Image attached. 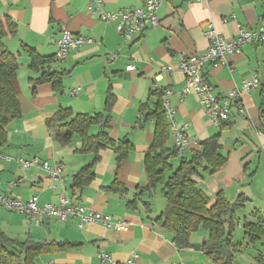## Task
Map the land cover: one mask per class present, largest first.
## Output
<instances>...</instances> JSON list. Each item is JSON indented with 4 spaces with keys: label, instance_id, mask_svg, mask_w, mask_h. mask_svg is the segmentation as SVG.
Instances as JSON below:
<instances>
[{
    "label": "crops",
    "instance_id": "1",
    "mask_svg": "<svg viewBox=\"0 0 264 264\" xmlns=\"http://www.w3.org/2000/svg\"><path fill=\"white\" fill-rule=\"evenodd\" d=\"M142 4L143 0H102V9L112 12ZM0 14L12 18L17 26L16 34L5 38L4 45L17 56V100L21 111L20 117L8 126L6 146L0 147V170L16 169L18 180L13 182L17 185L14 191L7 188L9 184L0 185V194L23 203L35 197L38 206L59 207L60 199L65 198L71 204L83 206L85 211L98 212L110 216L112 222L125 224L117 228L113 224L82 221L79 216L60 222L50 215L34 222L25 214L0 207V230L10 239L65 243L61 249L37 254L32 264H118L128 259L135 264H212L200 246L205 231L191 233L190 245L177 248L169 232L152 220L165 207L159 187L140 190L147 184L143 159L154 136L153 123H143L138 110L143 103L153 104V81L160 89L172 91L169 100L175 122L188 126L190 147L185 157L199 150L202 140L219 132L225 163L213 175L193 176L209 196V204L214 203L217 191H222L231 202L242 193L244 205L253 199L259 203V209L251 214L254 221L255 212L264 213V130L260 114L264 40L242 45L238 52L225 55L223 62L203 65V72L219 96L238 87L244 79H259V84L243 96L244 116L232 108L224 128L208 122L194 93L180 97L184 75L176 65L180 55L198 54L209 47L210 30L230 40L236 37L239 27L258 29L264 24V0H163L157 10L158 25L144 29L129 42L116 32L115 23H105L89 13L86 0H0ZM62 27L74 35L90 37L93 42L69 48L63 59L55 60L58 66L51 64V70L65 72L60 93L49 82L36 85L32 93L28 79L37 73L29 69V57L21 45L33 48L40 56H55ZM128 64L135 68L126 70ZM20 67L23 73L27 72L22 81L18 76ZM75 88L78 90L71 94ZM107 91L113 95L108 134L114 140L129 141L133 148L119 166L113 150H99L94 178L79 190L71 187L73 175L91 161L93 154L78 151L81 141L76 134L70 142L59 143L46 120L59 108L90 115L103 113ZM98 129L99 125H95L89 132L96 133ZM169 145H174L173 139ZM16 158H36L58 165L61 180L50 179L42 168L26 170ZM114 177L126 188V194L104 191ZM99 252L109 259L101 261Z\"/></svg>",
    "mask_w": 264,
    "mask_h": 264
},
{
    "label": "trees",
    "instance_id": "2",
    "mask_svg": "<svg viewBox=\"0 0 264 264\" xmlns=\"http://www.w3.org/2000/svg\"><path fill=\"white\" fill-rule=\"evenodd\" d=\"M16 30L17 26L12 18L0 14V147L7 144L9 124L21 115L17 100L19 94L16 76L17 56L4 45V39L13 37ZM21 49L29 57V69L37 73L36 77L28 79L31 83V92H35L36 85L49 82L53 90L60 93L65 72L50 69L56 60L55 56H40L33 48L24 44L21 45ZM162 93L163 89L150 91V96L155 98L153 104L143 103L138 110L143 123L154 122V137L143 159L147 184L140 190L144 192L159 187L165 200L164 210L152 220L169 232L171 241L177 248H186L190 245L191 233L200 229L205 231L206 235L200 246L212 264H233L235 254L239 250L238 245L232 241L234 214L244 205L246 199L241 193L235 201H227L222 191H217L214 203L209 204V196L202 191L193 177H199L203 173L213 175L225 163V157L220 153L219 132L202 140L199 150L191 151L189 157L179 158L175 146L168 144L169 122L162 106ZM112 102L113 95L107 91L103 113L90 115L73 113L70 108H59L46 120L47 127L56 132L55 138L59 143L64 145L70 142L72 136L76 134L81 141L78 151L93 154L91 161L73 175L71 187L80 190L91 182L99 150L105 148L113 150L116 166H119L133 148L129 141L114 140L108 134ZM260 110L264 130V87ZM95 125H99L97 132H89ZM219 127L224 128L225 125L221 124ZM173 159H178L175 166L171 164ZM103 189L105 192L118 195L126 194L127 191L116 177ZM133 202L134 200L128 204L132 205ZM254 216L255 221H245L242 226L251 243L259 241L264 236V213L255 212ZM64 244L17 242L0 230V264H32V258L37 254L61 249ZM253 264H264V254H256Z\"/></svg>",
    "mask_w": 264,
    "mask_h": 264
},
{
    "label": "built area",
    "instance_id": "3",
    "mask_svg": "<svg viewBox=\"0 0 264 264\" xmlns=\"http://www.w3.org/2000/svg\"><path fill=\"white\" fill-rule=\"evenodd\" d=\"M163 0H143V4L139 7L124 8L117 11L105 12L102 9V0H86V8L89 13L96 16L100 21L105 23H115L116 32L125 42L133 40L132 38L149 27L158 25L157 10ZM191 2L194 0H185ZM210 38L209 47L196 54L186 53L180 55L177 61V68L184 75V84L180 89V97H184L189 93H194L199 103L203 107L208 122L215 126H220L229 121L231 117V109L234 108L240 116H244L245 109L243 105V96L248 95L250 90L259 84V79L253 77L250 80L244 79L238 87L228 91L224 96L215 94L214 87L208 80L202 68L205 63L224 61L227 54L238 52L240 47L247 43H258L264 40V24L255 30H246L238 28V33L233 39H224L213 33L208 32ZM90 37L82 35H74L65 27L61 28V36L57 41V50L55 58L61 60L65 57L69 48L78 47L84 43H91ZM126 70H133V65H126ZM158 85L153 81L150 85L151 91L159 90ZM78 88L72 89L71 94L76 93ZM172 94L170 89H163L162 106L167 121L169 122L170 135L173 139L174 146L177 150V156L184 158L186 151L190 147L187 137L188 126L186 124L177 125L174 119V109L171 106L169 96ZM154 123L153 121H150ZM24 169L32 167L42 168L46 175L52 180H61V167L58 165H50L48 162H40L36 158L25 160L22 158L15 159ZM0 207L3 209L25 214L31 221L38 222L44 215L56 217L60 222L65 221L69 216H79L82 221H98L103 224H113L117 228L125 227L124 222L114 221L107 215L98 212L85 211L83 206L71 204L67 199H60V206L55 207L51 204L38 206L35 197H31L26 202H19L11 199L6 195L0 194ZM101 261H106L109 257L104 252L98 254ZM118 264H135L133 259H128Z\"/></svg>",
    "mask_w": 264,
    "mask_h": 264
},
{
    "label": "rangeland",
    "instance_id": "4",
    "mask_svg": "<svg viewBox=\"0 0 264 264\" xmlns=\"http://www.w3.org/2000/svg\"><path fill=\"white\" fill-rule=\"evenodd\" d=\"M19 62L21 63L22 61L19 59ZM57 62H55L56 66H58ZM23 72H24L23 68L20 67L18 76L21 81L23 80V78L27 76V72L26 73H23ZM171 142H172V138L169 135L168 144H170ZM13 162L15 161L13 160ZM177 163H178V159H173L171 164L175 166ZM18 168L21 169L20 166H18ZM15 170H10V169L0 170V185L1 186L6 187L9 184L7 188L12 187L11 189H13V191L15 190L14 185L15 184L17 185L16 180H18L15 177L16 176ZM13 181H16V182H13ZM156 189H158V187ZM258 206H259L258 201L253 199L252 201L247 202L242 208L237 209L234 214L235 227L232 232V241L233 243L238 245L239 250L235 254L233 264H253V258L256 254L257 255L258 253L264 254V236L259 241L255 243H251L248 241L247 236L244 234V229H242L243 223L245 221L247 222L254 221L251 214L255 210L259 209Z\"/></svg>",
    "mask_w": 264,
    "mask_h": 264
}]
</instances>
